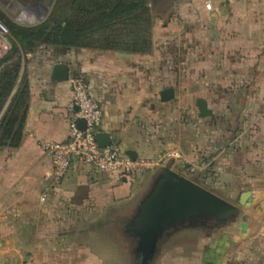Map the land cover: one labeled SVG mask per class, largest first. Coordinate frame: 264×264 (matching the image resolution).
Masks as SVG:
<instances>
[{"label": "crops", "instance_id": "obj_1", "mask_svg": "<svg viewBox=\"0 0 264 264\" xmlns=\"http://www.w3.org/2000/svg\"><path fill=\"white\" fill-rule=\"evenodd\" d=\"M177 1L182 9L155 17L151 52L123 56V51L42 45L29 54L22 68L30 84L24 138L18 148L0 150V264H131L135 241L125 227L161 174L160 158L172 150L183 154L185 159H172V169L178 162H197L192 141L165 139L164 110L174 104L160 101L159 109L153 99L159 105L167 87L175 89V97L184 92L190 97L189 88L175 83L192 82L197 75L208 82L209 72L196 67L228 63L233 79L248 83L236 90L248 99L253 132L243 175L247 189L241 191V196L251 193L248 233L241 232V222L228 235L195 237L180 227L160 241L151 264H264V0ZM50 2L40 0L19 15L41 19ZM209 49L215 55L209 57ZM56 63L68 64L70 76L80 74L88 82L103 109L99 132L108 133L122 152L155 157L156 166L125 177L75 160L62 183L49 187L51 158L41 142L67 139L77 110L71 107L69 79H54ZM218 73L215 80H223L224 70ZM76 123L86 124L83 118ZM235 163L239 171L240 160Z\"/></svg>", "mask_w": 264, "mask_h": 264}, {"label": "rangeland", "instance_id": "obj_2", "mask_svg": "<svg viewBox=\"0 0 264 264\" xmlns=\"http://www.w3.org/2000/svg\"><path fill=\"white\" fill-rule=\"evenodd\" d=\"M39 1L40 0H0V13L6 15L9 20L17 23L35 24L47 16L55 0H50L49 10L41 19H31L32 16H23L19 15V13L32 11ZM182 8L183 3L177 1L174 3L172 10L176 11ZM0 19L2 20L1 17ZM10 48L11 35L9 31V33L1 35L0 37V58ZM207 53L210 57L212 54L215 55L216 51L209 49ZM196 69L202 73H204L205 70L209 72L208 82H204L203 79H200L197 75L195 77L196 79L192 82H184V80H181L180 83H175L177 88L183 87L186 92H189L187 89L189 88L191 96L186 97L187 95L184 91L181 97L177 94L174 99L168 101L170 105L174 104V106L169 107L168 110H164V116H167V120L169 121V129L166 131L167 135L165 139L183 142L192 141L194 144V157L197 158V162L195 161L194 163L178 162L180 164H176V169L173 170L185 175L211 191H220L221 193L218 195L237 205L239 207V212L225 221L209 220L198 225H185L181 228L184 229V227H187L195 237L203 234L215 235L219 233L228 235L232 233L234 226L240 223L243 218H245L246 221L248 219L247 205L241 204L240 198L241 191L247 189V179L245 177L247 174L246 162L251 148V141L248 140L251 135H253V132L250 130L251 128L248 129V99L242 96V92L240 96L239 93L237 94L236 92L238 84L242 90L248 83L246 81L237 83L235 78L233 79V67L229 63L221 67L215 65L198 66ZM221 69L224 70V79L216 81L214 73L216 71L218 73ZM184 85L187 86L185 87ZM200 97L208 101V106L213 110L214 117H201L199 115L197 100ZM153 100L154 105L159 107V109L162 106L164 107V104L160 102L161 99L159 100L158 98L159 105H157L156 102L157 98ZM167 112L169 113L166 114ZM77 126L80 129L84 128L82 123H77ZM5 148H0V150ZM172 151V154L169 153L166 157L160 158L159 162L162 165L160 173H162V167L171 166L172 162H174L173 160L185 159L183 154L175 150ZM200 159H202V164L198 165ZM239 160V166H242L238 171L236 167L238 165L235 162ZM259 197V201L262 205V195H259ZM130 218L131 216H129V219ZM131 264H136L135 259L131 261Z\"/></svg>", "mask_w": 264, "mask_h": 264}, {"label": "trees", "instance_id": "obj_3", "mask_svg": "<svg viewBox=\"0 0 264 264\" xmlns=\"http://www.w3.org/2000/svg\"><path fill=\"white\" fill-rule=\"evenodd\" d=\"M175 0H55L35 24L11 21L0 13L11 48L0 58V148H18L30 101L24 64L42 45L147 53L153 48L158 13H170ZM135 263L141 259L135 257Z\"/></svg>", "mask_w": 264, "mask_h": 264}, {"label": "water", "instance_id": "obj_4", "mask_svg": "<svg viewBox=\"0 0 264 264\" xmlns=\"http://www.w3.org/2000/svg\"><path fill=\"white\" fill-rule=\"evenodd\" d=\"M123 56L130 52H121ZM56 80H68L70 68L66 63H56L53 69ZM162 102L175 98V89L167 87L160 92ZM201 117H214L207 100H197ZM100 146L111 144L108 133L98 132ZM131 157L138 156L136 151H128ZM251 193L246 191L241 196V204L248 205ZM239 212V207L206 187L164 166L157 177L151 192L143 200L136 215L128 222L125 231L135 241L134 253L141 259V264H151L154 260L160 241L171 230L182 226L198 225L209 220L225 221ZM241 231L248 233L245 218L240 223Z\"/></svg>", "mask_w": 264, "mask_h": 264}, {"label": "built area", "instance_id": "obj_5", "mask_svg": "<svg viewBox=\"0 0 264 264\" xmlns=\"http://www.w3.org/2000/svg\"><path fill=\"white\" fill-rule=\"evenodd\" d=\"M205 6L212 9L211 2H207ZM7 33L9 28L0 19V37ZM69 81L73 94L71 107L77 109L70 119L69 137L62 141L41 142L42 149L51 158L50 188L62 183L75 160L92 165L100 171L125 177L134 176L158 164L155 157L133 158L115 145L100 146L97 133L103 118L102 106L92 95L89 84L82 75H71ZM76 118L85 120L83 129L77 126Z\"/></svg>", "mask_w": 264, "mask_h": 264}]
</instances>
